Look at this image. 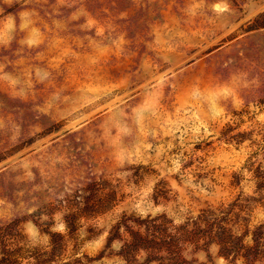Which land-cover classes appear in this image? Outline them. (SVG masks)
<instances>
[{"label": "rangeland", "instance_id": "1", "mask_svg": "<svg viewBox=\"0 0 264 264\" xmlns=\"http://www.w3.org/2000/svg\"><path fill=\"white\" fill-rule=\"evenodd\" d=\"M0 264H264V0H0Z\"/></svg>", "mask_w": 264, "mask_h": 264}]
</instances>
